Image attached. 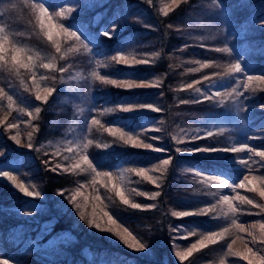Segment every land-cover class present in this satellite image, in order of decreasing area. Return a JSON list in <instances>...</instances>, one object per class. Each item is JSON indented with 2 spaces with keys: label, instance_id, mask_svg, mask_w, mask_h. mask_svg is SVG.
<instances>
[{
  "label": "trees",
  "instance_id": "obj_1",
  "mask_svg": "<svg viewBox=\"0 0 264 264\" xmlns=\"http://www.w3.org/2000/svg\"><path fill=\"white\" fill-rule=\"evenodd\" d=\"M37 2H43L49 14H53L60 12L58 2L62 4L64 1L0 0V26L7 32L9 40L6 47H11L13 39H20L38 51V66L45 58L56 65L54 69L40 67L45 73L46 86L54 88L48 101L40 102L35 100L31 71L14 69L10 52H6L5 60L0 61V88L6 93L9 88L16 89L19 96L27 99L32 111V117L22 113L23 119H19L16 109L5 103V96L0 97V121H3L0 123V170L12 172L17 182L24 183L29 190L35 188L42 193L41 198L26 197L11 181L0 177V264L5 260L8 264H236L237 259L230 255L224 237L216 244L194 252L183 262L174 259L169 252L167 228L180 221L190 233H196L188 235V238L202 237L217 229L221 232L220 228L215 229V225L212 227L207 222L211 220L207 217L209 212L177 220L172 212L191 209L197 212L205 208L200 198L193 197L198 195L196 190H203L204 182L210 181L209 175H221V178L238 183L246 170L239 160L246 157L247 151L177 153V147H228L229 132L216 130L212 131L211 137L200 134L199 139L193 140L198 135L174 139L172 131L179 124L188 125L203 115L222 110L230 113L237 109L229 94L233 88L239 87V91L244 93L241 103L246 105V110H239L246 131L233 146L248 143L255 149L264 150V109L259 107L264 105V84L253 81L252 88L255 90L245 92L240 86L245 80L241 75L235 80H226L229 86L219 91L220 96L207 93L211 98L205 99L203 94L193 93L196 87L218 78L214 73L224 74L236 56L244 58L243 67L247 74L264 75V27L259 25L260 21H264V0H182L178 5H172L171 0H73L66 26L80 28L92 40L89 45L91 51L86 50L81 41L61 35V53H56L39 26L32 8ZM169 7L172 11L164 15ZM113 20L121 26L112 39L99 36L101 28L110 25ZM223 23L225 29L220 27ZM226 45L232 50L230 53L215 51ZM117 51H123L130 60L147 59L149 63L132 67L117 65L110 61ZM206 62L211 63L208 67H201V63ZM90 63L92 66L95 63L109 64L104 67L109 78H126L156 85L124 90L94 78L89 87L95 96L93 101L103 113H98L96 117L102 124L116 125L129 133L145 131L147 137L159 136V141L149 142L167 149V152L123 145L99 125L89 128L87 137L93 143L86 150L97 170L110 172L112 176H117L115 167L119 164L128 170L139 166L149 169L155 183L129 171L131 179L126 186V196L131 202L141 205L155 204L154 208L132 209L130 205H124L111 184L102 186L107 182L105 177L96 178L98 182L93 184L87 171H64L68 166L50 170L56 163L48 141L57 138L70 119L68 107L65 108V103L59 101L65 92L64 77L78 69L86 77ZM60 67H64L65 71H58ZM205 76L210 79L204 80ZM194 81L200 83L194 84L193 89L185 88L186 84ZM194 97H198L200 102L180 103ZM117 104H152L160 111L104 112L105 107ZM36 106L41 107L39 114L34 112ZM9 123H16L17 128L9 129ZM20 126L25 128L19 130ZM154 128L162 131H154ZM21 130L32 134V150L17 147L10 139L15 131ZM104 144L112 146L105 149ZM168 157L172 158L170 163L161 166L160 161ZM44 161L48 162L47 166ZM258 165L259 172L264 173V161ZM153 166L159 167V170L152 172ZM197 170L201 175H197ZM111 183L115 184L114 181ZM224 188L222 186L219 193L232 195V189L224 191ZM59 190H64V196L57 195ZM76 191L81 193L76 200L79 209L69 204L67 199ZM140 191L148 194L160 192V196L149 199L139 195ZM240 191L262 202L257 192ZM97 195L100 200L95 199ZM212 204L217 205L216 202ZM251 207L256 211L251 217L264 219V213L258 207ZM25 208L35 209V214L18 215ZM81 212L85 217L83 220L80 219ZM104 212L117 219L119 227L109 225ZM88 220L102 221L101 229L127 227L133 235L149 244L150 251L147 254L133 251L114 237L113 232L89 227ZM35 241L39 244L33 247ZM54 241L55 249L50 248ZM30 247L31 252L28 251ZM47 249L53 251L47 253Z\"/></svg>",
  "mask_w": 264,
  "mask_h": 264
},
{
  "label": "snow or ice",
  "instance_id": "obj_2",
  "mask_svg": "<svg viewBox=\"0 0 264 264\" xmlns=\"http://www.w3.org/2000/svg\"><path fill=\"white\" fill-rule=\"evenodd\" d=\"M172 5H178L182 2V0H171ZM183 2H186V0H183ZM32 8L34 9L37 20L39 22V26L41 30L43 31L44 36L47 38L48 41L51 42L52 46L55 48L56 53H61L62 49L60 47V37L61 35L66 38H75L77 41H81L83 43V46L86 50L91 51L89 45L92 43V40L89 39L88 36L85 35L83 31H81L80 28H70L67 27L64 23H55L53 21V16H60L61 19H66L67 17L64 15V10L61 9L60 12L58 13H53L49 14V9L48 7L43 3V2H37L32 5ZM222 6H221V11H222ZM68 11H72V9H69ZM172 11V8L169 7L165 12L164 15H167L168 12ZM259 25L264 27V21H260ZM120 23L117 20H113V22L101 28L99 32V36H102L107 39H112L113 35L118 31L120 27ZM147 26V25H146ZM4 29L0 28V61L5 60V53L10 52L11 53V64L14 69L16 68H25V69H30V65L32 62V57L29 56L28 62H25V59L21 53V49L17 48L15 44H12L11 48L6 47L8 45L9 40L6 35H3ZM87 41V43H85ZM216 52H223V53H230L232 50L226 45L222 48H216ZM61 59H63V56H61ZM243 57L242 56H236L234 58V62H231L227 68V71L224 74L220 73H214L215 76L218 77L219 81L223 80H235L237 76H244L245 80L242 83L243 89L245 92L247 91H254L255 89L252 88V82L256 81L259 82L260 84H264V75H250L247 74V71L243 67ZM110 61L112 63H115L117 65H122L125 67H132L134 65H139V64H148L149 60L147 59H129L123 51H117V55L111 56ZM209 63L211 62H206V63H201V67H208ZM103 67L110 66L109 64L102 65ZM39 67L43 69H54L56 68V65L53 63H41ZM60 72H64L65 69L64 67H60L58 69ZM193 71H197V69H193ZM33 75H35L33 73ZM92 75L96 78L101 80L103 83L106 84H111L112 86L119 88V89H124V90H130V89H137V88H148V87H156L155 84H150L145 81H136L132 79H117V78H109L107 75H99L96 72H93ZM43 79V77H41ZM204 80H209L210 78L208 76L203 77ZM35 84V80L33 81ZM200 83L199 81H194L193 83H189L185 85L186 89H193L194 84ZM239 84V81H237ZM229 85L224 84L223 87L227 88ZM54 88L53 87H44L43 90L40 89V87L37 85L36 86V91H35V100L40 101V102H47L49 97L53 95ZM196 93H201L202 90L201 88L197 87L195 88ZM204 98L205 99H210L207 95V91L205 90L203 92ZM216 96H220L221 93L217 91L215 93ZM6 96L7 100L9 101V107H11V103L13 101V96L6 93L3 88H0V97ZM244 98V93L239 91V87L233 88L232 93L229 94V99L232 100V103L237 106L238 110H246V105L241 103V100ZM200 100L198 97H194L189 100H181V104H188V103H199ZM261 109H264V105H259ZM142 109H151L152 111H160L158 107H154L152 104H117L114 107L104 108V112H129V111H136V110H142ZM21 112L24 111L23 108L20 109ZM34 112L39 114L41 112V107L36 106L34 108ZM103 114V113H101ZM27 115L29 117H32V111H28ZM3 121H0L2 123ZM92 125H99L101 128L104 129L105 132L109 133L111 136L115 137L118 141L122 142L123 145L130 146L132 148L136 149H143V150H151L154 152H167L168 150L165 148H160L155 146L153 143L149 142L151 140H156L159 141L160 137L159 136H146L145 131H136L135 133H129L122 129L119 126L116 125H108L102 124L99 119H97L95 116L92 117L91 121L88 124V127L91 128ZM9 129H15L17 128L16 123H9L7 125ZM154 131H162V129L155 128L153 129ZM207 135L211 137L213 133L211 131H208ZM199 136H194L193 140L199 139ZM256 137H249V139H255ZM10 139L14 141L17 145H21L20 139H18V134L17 135H12L10 136ZM175 139V138H174ZM28 140L29 142L26 146L29 150H32L34 148V145L32 143V134H28ZM87 142L83 144V149L86 150L88 149L89 145L93 143L92 139H87ZM179 142V141H178ZM100 147V145H97ZM112 145L104 144L103 147L107 149L108 147H111ZM68 152H73L72 147L67 148ZM177 153H182V152H233V153H238V152H244L247 151L249 153L248 159H243L241 158L239 160V163L243 165L244 167H248V160H252L253 155L260 157L261 161H264V150H257L254 147H252L248 143H240L239 147L232 146V147H215V148H209V147H200V148H194V149H184L177 147L175 149ZM172 158L168 157L166 159H163L160 161V165H168L170 163V160ZM253 163H256L255 160L252 161ZM45 165L47 166V161H44ZM82 165H86L87 168H82ZM264 166V165H262ZM61 166L57 164L54 168H51L50 170L56 171L59 169ZM69 169L75 170V169H80L81 171H87L88 169L91 170L92 173L95 174L93 177L92 183L96 184L98 181L96 180V177H105L107 178L106 183H102L103 187H108L109 184H111V188L115 190V195L119 198V200L124 204V205H130L132 209H141V208H154L156 207L155 204L152 205H141L140 203L136 202H131L128 196H126L125 191L122 190L120 183L112 184V173L110 172H102L98 171L97 167L94 166V162L90 160V156L88 154H82L79 156L78 160L74 163L71 164L68 168H65L64 171H69ZM159 167L153 166L151 171L155 172L158 171ZM129 171L135 173L136 176L142 177L144 180H147L149 182L155 183V180L152 175L149 174V169H147L144 166H139V167H133L129 169ZM197 175H201V173L197 170ZM0 177L6 178L8 181H11L13 185L26 197L36 199V198H41L42 193L39 190H36L33 188V190H29L27 186H25L24 183L17 182V178L15 175L12 174L10 171L6 170H0ZM208 179L210 181H215L217 182L218 185L225 186L226 188L232 189L235 191V189L240 188V189H247L248 192H258L261 198H264V177H258V176H250V175H244L243 179L239 181V183H234L230 182L226 177L221 178V175H209ZM125 180V176L123 174V171L121 172V175L119 177V181L123 182ZM257 181H259V186H257ZM157 187L159 185L157 184ZM133 192L136 191L135 188L132 189ZM65 192L64 190H59L57 192V195L64 196ZM81 193L79 191H76L74 194L70 195V198L68 199L69 204H74L77 209L80 208V205L76 203L77 196H79ZM141 196H148L149 199H155L156 197L160 196V192H155L152 194H148L146 192L140 191L138 193ZM215 195V194H214ZM87 199V198H85ZM96 200H100V196L97 195L95 197ZM239 200L240 203H246L249 205H253L254 207H264L261 205L255 204L254 200L249 199L245 196H232V195H224L220 194L219 195V200L217 203L223 204L227 206V212L225 213V216H228L230 219V226L238 229L240 232L248 231V229L245 228V226L242 223H238L236 218H233L236 216V214L240 211V209L236 206H234V201ZM216 205L214 204H209L207 207L200 209L197 212H192V211H174L172 212V215L174 217L178 218H183V217H188V216H193V215H205L209 211L214 210ZM35 214V209H29L25 208L22 209L20 212H18V215H34ZM230 214V216H229ZM80 219L83 220L85 219L83 212L80 214ZM104 216L107 217V223L109 225H118L117 219H115L109 212H104ZM102 222V221H101ZM101 222H96L95 220H88V226L89 227H96L98 230H104L107 232H114V229L112 227H107L104 229H101ZM182 226H177L175 228H172L171 231L179 233V229ZM259 227L264 230V223H260ZM228 228H223L221 232H215V231H209L207 235L202 236L200 239L196 240L194 243H192L190 246H188L186 249L183 251H177L176 256L179 257L180 261L183 262L188 257H191L194 252L199 251L202 248L207 247L209 244H216L218 242V237L222 238L223 233L227 232ZM251 234V232H249ZM115 235L131 250L133 251H139L147 254L148 251H150L149 244L144 242L143 240L139 239L137 236L133 235L132 232L129 231L127 227L123 228L119 232H115ZM189 235H196L195 232L189 233ZM179 238L182 239H187V236H181ZM255 239V238H254ZM39 241H35L32 243L33 247L38 246ZM175 246V245H174ZM228 248L231 249L232 245L229 244ZM247 253H250L252 258H249L247 255L237 253V255H242L244 259L248 261V264H264V256H257V253L253 251L252 248H249L247 244L245 245ZM29 252H31V247L28 249ZM3 264H8V261L5 260L3 261Z\"/></svg>",
  "mask_w": 264,
  "mask_h": 264
},
{
  "label": "rangeland",
  "instance_id": "obj_3",
  "mask_svg": "<svg viewBox=\"0 0 264 264\" xmlns=\"http://www.w3.org/2000/svg\"><path fill=\"white\" fill-rule=\"evenodd\" d=\"M64 2L61 4L58 2V6L61 7L59 8L63 9L65 11V16L70 17L71 11H68L69 9H72V6L74 4L73 0H63ZM52 14V13H50ZM53 21L55 23H64L67 25V20L66 19H61L60 16H53ZM223 29H225L224 23L221 24ZM0 28H3L0 26ZM4 29V28H3ZM3 35H7V32L4 30ZM230 38L229 36L227 37V44H229ZM12 44H15L17 48L21 49L20 55H22L25 59V62H28V57H32V62L30 65V71H31V80H35L34 84V90L36 91V86L38 85L41 90H43L44 87H47L46 85V79H45V73L41 70V68L38 66L37 61H38V51L35 50L32 46L28 45L24 41L20 39H13L11 42L10 46ZM11 48V47H10ZM11 56V53H9ZM43 63H50V61L45 58L43 60ZM104 67L102 64H97L95 63L93 66L90 63V68L86 72L87 75L85 77V74L81 70H75L73 73H70L69 75L67 74L66 77H64V80H66L65 85H64V90L65 91L62 96L59 97L60 103H65L64 107H68V111L70 119L69 123L65 125L63 128V131L60 135L57 136L55 139L49 140V145L52 150V153L55 156L54 163L59 164L61 167L64 166H70L71 164H74L80 155L86 154L85 150L83 149V144L87 142L86 138L89 127L88 124L91 121L92 117L95 116L97 117L98 113H101L100 107L95 104L93 101V95L92 90L89 87V84L91 80H93L95 77L92 75L93 72H96L99 75H105ZM33 73L35 75H33ZM43 77V79H41ZM126 79V78H122ZM227 84L226 80L219 81L218 78L213 79L210 82L205 83L203 86H198L201 88L202 92L201 93H196L195 89L193 90V93L196 95H201L203 92L206 90L207 93H212L215 94L217 91H221L224 89L223 85ZM197 88V87H196ZM8 94L13 96V101L11 103V107L16 109L17 114L16 116L19 119H23V114L22 113H27L30 111V104L27 101L26 98L19 96L17 90L9 88L8 89ZM226 94H224L223 97H225ZM5 103L9 105V101L7 100V97L5 96ZM67 106V107H66ZM23 108L24 111L21 112L20 109ZM143 110V109H142ZM139 110V111H142ZM144 111H147V109H144ZM117 113H120V111H116ZM241 113L239 112L238 109L232 110L230 113L227 110H222L221 112L218 113H211V114H206L201 116L200 118L193 119V123H189L188 125H183L179 124L177 128L172 131V138H184V137H190L192 135H200V134H207L208 131H227L229 132L228 135V147H232L234 142L237 141L240 136L246 131L244 127L243 121H241ZM25 128L23 126H20L19 130ZM155 129V128H154ZM18 134V139L21 141V145H17L15 143V146L17 147H22L25 148L28 143V132H24L23 130L18 131L16 133H13L12 135H17ZM235 146V145H234ZM72 147L73 152H68L67 148ZM258 150V149H257ZM223 153V152H221ZM246 156V157H245ZM245 158L248 159L249 153H245ZM255 160L256 163H253L252 161ZM258 163H261L260 157L258 158L257 156L252 157V160H248V167H245V174L244 175H250V176H258V177H264V173L259 172L258 170ZM82 168H87L86 165H82ZM117 176H112V181L114 183H120V186L122 190L125 191L126 194V189L127 185L129 186V182L131 179V174L128 170L127 167H125L122 164H119L115 167ZM5 170V169H2ZM77 169H75L76 171ZM80 170V169H79ZM123 171V174L125 176V180L123 182L119 181V177L121 175V172ZM87 173L91 175L92 179L95 176L94 173L91 174V170L88 169ZM86 173V174H87ZM243 175V176H244ZM242 176V179H243ZM99 179L100 177H96ZM133 178V177H132ZM117 179V181H116ZM239 183V182H238ZM257 186H259V181H257ZM222 185H218L215 182H204L202 185V189L199 188L196 190L198 192V195L196 194L195 197L193 198H200V201H203L204 207L208 206L209 204L212 203H217L219 200V195L223 193H219V189H221ZM225 187V186H223ZM229 189V188H224ZM237 188L235 191H233L232 196L240 195V196H245L249 199L254 200L255 204L264 206V198H261L259 193V197L262 200V202H258L256 198L250 196L249 194L242 193L240 190H246L247 189H240ZM215 194V195H214ZM127 195V194H126ZM226 195V193L224 194ZM218 197V198H216ZM234 206L238 207L240 211L236 214L235 217L238 223H242L248 231L240 232L238 229L230 226V219L228 216H225V213L227 212V206L223 204L217 203L216 207L214 210L209 211V215H207L208 219L210 218L211 220H208L207 222L210 223V225L213 227L215 225L216 228H220L222 231L223 228H228L227 232L223 233L225 244L228 245L231 244L232 248L229 249L228 251L230 252V255L235 257L236 264H248V261L243 258L242 255H237V253H241L244 255H247L249 258H252L250 253H247L245 245L249 248H252L254 252L257 253V256H264V251L262 252L263 249V242L262 240L264 238V230H262L259 225L260 223H264L263 218L259 217H251V214H255L256 211L251 205L246 204V203H240L239 200L234 201ZM260 211L264 213V207H258ZM192 212H196L193 209H191ZM178 212V211H177ZM258 214V212H257ZM230 216V214H229ZM181 219L178 217H175V220ZM206 222V221H205ZM177 226H182L179 229V233L177 232H172L171 229L175 228ZM122 229L119 228H114L113 236L118 238L115 235V232H119ZM168 230V239H170V247H169V252L171 255H173L174 259H179V257L176 256L177 251H183L186 249L188 246H190L192 243H194L196 240L200 239L201 236H196L195 238H188V235L190 233V230L186 227V225H183L182 222L176 221L173 225L170 224L167 228ZM215 232H220L218 229ZM251 232V234H249ZM181 236H187V239H182L179 238ZM255 238V239H254ZM218 239H220L218 237ZM56 242H52L50 245V248L55 249V244ZM263 244V245H262ZM175 245V246H174ZM53 251L52 249H47L46 252L49 253Z\"/></svg>",
  "mask_w": 264,
  "mask_h": 264
}]
</instances>
